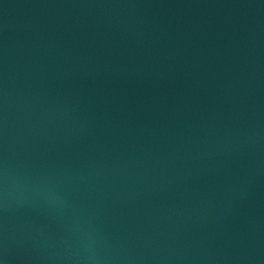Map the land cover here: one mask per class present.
Returning a JSON list of instances; mask_svg holds the SVG:
<instances>
[{
  "label": "water",
  "instance_id": "95a60500",
  "mask_svg": "<svg viewBox=\"0 0 264 264\" xmlns=\"http://www.w3.org/2000/svg\"><path fill=\"white\" fill-rule=\"evenodd\" d=\"M0 264H264V0H0Z\"/></svg>",
  "mask_w": 264,
  "mask_h": 264
}]
</instances>
